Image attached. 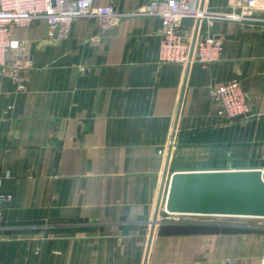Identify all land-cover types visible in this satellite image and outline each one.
I'll return each mask as SVG.
<instances>
[{"label":"crops","instance_id":"obj_1","mask_svg":"<svg viewBox=\"0 0 264 264\" xmlns=\"http://www.w3.org/2000/svg\"><path fill=\"white\" fill-rule=\"evenodd\" d=\"M150 1L97 0L95 7L114 9L111 25L102 30L97 17L77 19L60 42L47 39L42 19L13 30L11 40L24 43L27 90L0 76V193L8 196L0 205V264L264 259V219L235 223L257 234L157 237L155 228L151 237L155 215L212 222L179 220L161 207L156 213L170 175L187 171L169 170L177 143L238 139L248 158L241 162L251 165L235 170L257 169L264 178L263 7L241 21L182 19L191 44L208 35L222 42V54L206 67L180 66L158 64L161 21L137 13ZM243 4L198 0L202 11L225 15ZM231 80L249 115L225 120L213 92Z\"/></svg>","mask_w":264,"mask_h":264},{"label":"built area","instance_id":"obj_2","mask_svg":"<svg viewBox=\"0 0 264 264\" xmlns=\"http://www.w3.org/2000/svg\"><path fill=\"white\" fill-rule=\"evenodd\" d=\"M97 0H0V76L9 78L17 91L27 90V68L24 43L11 40L16 28H30L36 20H45L48 40L60 42L67 37L71 23L81 18L97 17L100 29L111 25L115 15L112 7H95ZM237 14H219L202 11L198 0H152L137 13L159 18L161 21L158 46V64L186 66L192 62L203 67L219 61L222 42L202 35L193 47L189 36L180 26L184 18H205L241 21L250 18L254 9L264 11V0H244ZM248 18V19H249ZM192 48V49H191ZM12 58L9 59V56ZM218 103V116L225 120L249 115L248 101L237 80L228 81L213 92ZM8 199L0 193V205ZM243 219V218H237ZM233 221V220H232ZM239 226L234 222H214ZM260 264H264V259Z\"/></svg>","mask_w":264,"mask_h":264},{"label":"water","instance_id":"obj_3","mask_svg":"<svg viewBox=\"0 0 264 264\" xmlns=\"http://www.w3.org/2000/svg\"><path fill=\"white\" fill-rule=\"evenodd\" d=\"M170 156L169 151L167 164ZM166 170L167 166L165 174ZM159 206L158 203L156 213ZM162 210L168 216L264 219L263 174L257 169L173 172L168 180ZM156 216L151 222V237L155 228L157 237L243 235L262 232L256 227L214 222L157 221Z\"/></svg>","mask_w":264,"mask_h":264},{"label":"rangeland","instance_id":"obj_4","mask_svg":"<svg viewBox=\"0 0 264 264\" xmlns=\"http://www.w3.org/2000/svg\"><path fill=\"white\" fill-rule=\"evenodd\" d=\"M202 136L199 138V140H186L181 141L176 144L175 148L176 151L174 152L173 159L171 161V164L169 165V170H187V171H193L191 169L199 168L198 170H201L200 168H216L220 170H228V169H237L242 166H247L251 164L243 163L241 160H248L246 158L247 154L244 151V147H240L238 144V139H232L231 141L237 142V144H228L224 142V138L220 137V139H214V141L211 140V138L204 137L202 140H200ZM233 138V137H232ZM208 139V140H207ZM200 141H204L201 145ZM207 146V148L202 149L200 152L197 153V149L203 147V145H210ZM195 144H198L200 146H195ZM242 150V154L241 151ZM203 152V153H202ZM242 155V156H241ZM170 163V161H169ZM253 165V164H252ZM161 205V204H160ZM162 209V205L159 206ZM176 218H179V220H185V221H194L199 219H210V221L214 222L216 220H224L229 223H237L236 221H239L237 218H219V217H200V216H175ZM235 220V221H232ZM224 221H216L220 223H224Z\"/></svg>","mask_w":264,"mask_h":264}]
</instances>
